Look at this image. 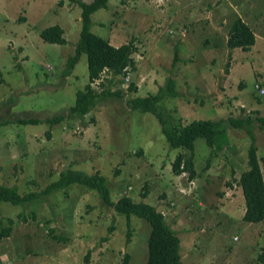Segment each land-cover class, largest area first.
Returning <instances> with one entry per match:
<instances>
[{"label":"rangeland","instance_id":"rangeland-1","mask_svg":"<svg viewBox=\"0 0 264 264\" xmlns=\"http://www.w3.org/2000/svg\"><path fill=\"white\" fill-rule=\"evenodd\" d=\"M79 13L70 0H0V121L9 122L0 125V182L15 184L24 194L40 191L67 168L99 172L112 201L128 193L163 213L180 240L182 263L255 264L264 246V220L242 221L238 179L250 143L245 131L227 126L229 142L209 169L205 163L210 149L197 139L196 177L188 181L186 174L177 176L171 169L180 148L168 146L157 117L124 104L155 94L172 75L183 98L159 103L169 127L231 114L264 115V93L260 96L254 88L264 91V0H108L106 8L91 15V31L112 46L133 39L136 69L128 68L130 82L116 77L108 84L109 76L91 82L98 93L110 87L122 97L100 99L84 124L75 122L67 131L52 129L47 138L44 120L65 114L75 93L88 84L86 54L64 75L78 37ZM236 16L253 31L254 43L245 51L233 49L228 60L224 44ZM54 25L62 29L63 44L42 39L41 31ZM175 50L179 62L171 68ZM101 80L103 88L98 86ZM131 83L136 91H128ZM19 117L43 121L10 124ZM252 131L259 161L264 130L253 125ZM112 214L114 230L100 243ZM7 218L13 220V229L0 240V264H121L125 254L128 264H146L149 223L131 215L127 242L125 216L114 214L95 190L83 185L70 184L64 192L53 191L28 206L1 202L0 223L7 225ZM194 227L197 231L192 232ZM50 228L65 240L53 239Z\"/></svg>","mask_w":264,"mask_h":264},{"label":"trees","instance_id":"trees-1","mask_svg":"<svg viewBox=\"0 0 264 264\" xmlns=\"http://www.w3.org/2000/svg\"><path fill=\"white\" fill-rule=\"evenodd\" d=\"M80 9V27L78 37L72 45V51L65 61L64 75H68L74 64L78 61L80 55L86 54L88 69V84L84 90L77 91L74 96L73 105L65 109V114H56L50 118H46L44 122L48 124L46 137H50V131H67L66 127L73 125L75 122L84 124V119L97 105L100 99L106 97L121 98L119 91H110V87L104 89L101 93L91 88V82L108 77V84L112 79L123 77L130 71H135L136 62L135 55L137 46L133 39L118 46H112L106 39L94 34L91 29V15L98 9L106 8L108 0H70ZM62 29L58 25L47 26L41 31L43 41L47 43L63 44ZM210 42L207 41V44ZM254 43L253 31L241 19L236 16L228 26L225 46L228 51V60L232 57V50L240 48L248 50ZM216 46V45H214ZM218 46V45H217ZM216 46V47H217ZM134 55V56H133ZM179 62L178 50H175L174 57L171 62V68L177 66ZM227 61L225 72L228 73ZM107 68L108 72L103 69ZM104 73V75H103ZM104 80V79H103ZM102 81V80H101ZM99 88L105 87L103 81L99 83ZM256 93L260 96L264 91L257 85ZM261 90V93H259ZM128 91H136L133 83L129 85ZM105 96V97H103ZM165 98L182 99V95L177 90V80L174 76H168L163 85L158 87L155 94L146 97H133L125 101L124 106L130 110L139 112H150L159 120L162 128L161 131L170 148H180L172 161V171L175 175H187L188 181H192L196 177L194 164V148L195 141L199 138L203 139L209 147L210 152L206 158L205 169H209L212 158L217 157L221 151L227 146L229 138L227 135V126L242 129L248 135L250 143L246 150V167L242 170L238 182L242 189V197L244 211L242 212V221L260 222L264 220V180L262 173L264 172V155L256 157V147L253 144L254 137L252 126L255 125L259 129L264 130V115H256V113L239 115H228L227 117H217L214 119H194L185 125H173L169 127L162 113L159 103ZM214 107V106H213ZM221 109L222 107H215ZM172 110L168 113L169 117H173ZM167 114V113H166ZM0 121V125L5 126L8 121ZM43 120L39 118H17L10 124H39ZM70 184L83 185L97 192L103 203L111 207L114 214H121L126 219V241L128 242L132 233L130 225L131 215L145 219L150 227L149 237L147 239V259L146 264H184L179 254V238L177 234L165 222V217L155 206L143 201H134L128 193L121 194L115 201L111 200L110 189L106 178L99 172L87 173L83 170L64 169L57 174V177L48 183L40 191H30L24 194L18 192L17 185H6L0 182V203L8 202L12 205L28 206L36 204L44 199L53 191L64 192L65 188ZM128 192L131 187H127ZM60 190V191H59ZM178 191V188L175 189ZM146 192V191H145ZM143 193V196L147 195ZM167 195V197L171 196ZM164 197L163 195H161ZM193 203L196 204L195 201ZM7 225L0 223V240L9 237L13 229V220L7 218ZM114 230V217L111 216V222L107 227V234L99 239L108 241L111 232ZM52 229L48 230L49 235L56 241H64L65 238L52 233ZM182 231V230H181ZM197 231L194 227L192 232ZM88 253H90L88 251ZM121 264H128L129 257L127 254L122 257ZM87 260V257H86ZM255 264H264V246L259 247V251L255 256Z\"/></svg>","mask_w":264,"mask_h":264},{"label":"built area","instance_id":"built-area-1","mask_svg":"<svg viewBox=\"0 0 264 264\" xmlns=\"http://www.w3.org/2000/svg\"><path fill=\"white\" fill-rule=\"evenodd\" d=\"M125 77H128V81H126V82H130V71H129V69H128V73H126V74L123 76V79H124ZM254 88H255V90H257L258 87L255 86ZM259 93H261V90H259Z\"/></svg>","mask_w":264,"mask_h":264},{"label":"clouds","instance_id":"clouds-1","mask_svg":"<svg viewBox=\"0 0 264 264\" xmlns=\"http://www.w3.org/2000/svg\"><path fill=\"white\" fill-rule=\"evenodd\" d=\"M71 2H72V1H71ZM90 29H91V26H90ZM255 86H257V85H255ZM255 86H254V87H255Z\"/></svg>","mask_w":264,"mask_h":264},{"label":"crops","instance_id":"crops-1","mask_svg":"<svg viewBox=\"0 0 264 264\" xmlns=\"http://www.w3.org/2000/svg\"><path fill=\"white\" fill-rule=\"evenodd\" d=\"M113 34V33H112ZM112 34H110V35H112ZM109 39H110V36L108 37Z\"/></svg>","mask_w":264,"mask_h":264}]
</instances>
